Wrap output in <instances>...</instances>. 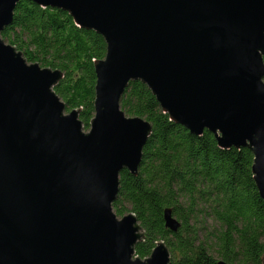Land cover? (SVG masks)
Segmentation results:
<instances>
[{
	"label": "water",
	"instance_id": "water-1",
	"mask_svg": "<svg viewBox=\"0 0 264 264\" xmlns=\"http://www.w3.org/2000/svg\"><path fill=\"white\" fill-rule=\"evenodd\" d=\"M21 1L104 38L89 131L55 92L63 73L4 41ZM131 81L192 135L249 148L264 201V0H0V264H170L165 242L136 256L143 228L113 209L152 135L121 109ZM164 220L181 228L171 210Z\"/></svg>",
	"mask_w": 264,
	"mask_h": 264
},
{
	"label": "trees",
	"instance_id": "trees-1",
	"mask_svg": "<svg viewBox=\"0 0 264 264\" xmlns=\"http://www.w3.org/2000/svg\"><path fill=\"white\" fill-rule=\"evenodd\" d=\"M2 37L29 63L63 73L55 92L89 131L94 64L106 56L104 38L78 27L67 12L31 1L17 4ZM121 109L152 125L137 175L122 172L113 203L118 217L134 213L143 228L136 256L146 259L165 242L170 264H264V201L254 181L253 152L222 149L208 130L192 135L170 120L140 81L129 83ZM166 210L181 224L177 233L165 226Z\"/></svg>",
	"mask_w": 264,
	"mask_h": 264
},
{
	"label": "rangeland",
	"instance_id": "rangeland-1",
	"mask_svg": "<svg viewBox=\"0 0 264 264\" xmlns=\"http://www.w3.org/2000/svg\"><path fill=\"white\" fill-rule=\"evenodd\" d=\"M120 218V217H119Z\"/></svg>",
	"mask_w": 264,
	"mask_h": 264
}]
</instances>
